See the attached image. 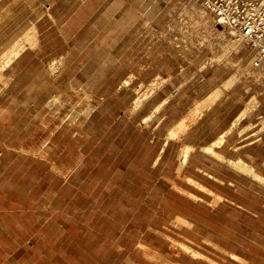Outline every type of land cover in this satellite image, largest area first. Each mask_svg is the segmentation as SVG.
Listing matches in <instances>:
<instances>
[{"label": "rangeland", "instance_id": "obj_1", "mask_svg": "<svg viewBox=\"0 0 264 264\" xmlns=\"http://www.w3.org/2000/svg\"><path fill=\"white\" fill-rule=\"evenodd\" d=\"M53 2L0 0V264L201 256L174 199L153 187L145 126L158 110L144 118L156 90L197 72L211 87L246 82L264 104V65L199 0H127L96 29L77 0Z\"/></svg>", "mask_w": 264, "mask_h": 264}, {"label": "crops", "instance_id": "obj_2", "mask_svg": "<svg viewBox=\"0 0 264 264\" xmlns=\"http://www.w3.org/2000/svg\"><path fill=\"white\" fill-rule=\"evenodd\" d=\"M77 1L79 12L95 14L94 29L99 22L104 27L114 23L127 3ZM210 76L197 72L195 81L187 84L162 85L152 95L156 105L144 118L158 110L159 120L145 126L154 135L150 167L158 176L153 187L165 188L163 197L174 199L179 229H188L185 235L201 247L192 251L201 256H183L173 263L264 264V104L254 86L239 81L226 88L223 78L218 87H211ZM172 106L175 116H170ZM137 253L142 264H167L158 256ZM212 253L221 255L216 259Z\"/></svg>", "mask_w": 264, "mask_h": 264}, {"label": "built area", "instance_id": "obj_3", "mask_svg": "<svg viewBox=\"0 0 264 264\" xmlns=\"http://www.w3.org/2000/svg\"><path fill=\"white\" fill-rule=\"evenodd\" d=\"M213 22L235 33L254 51L252 67L264 64V0H199Z\"/></svg>", "mask_w": 264, "mask_h": 264}, {"label": "bare ground", "instance_id": "obj_4", "mask_svg": "<svg viewBox=\"0 0 264 264\" xmlns=\"http://www.w3.org/2000/svg\"><path fill=\"white\" fill-rule=\"evenodd\" d=\"M31 30H32V29H31ZM22 35H23V34H22ZM229 48H230V47H229ZM231 48H232V47H231ZM224 53H225V52H224ZM227 53H229V52H227ZM225 55H227V54H225ZM225 55H224V56H225ZM138 102H139V100H136V103H137V104H138ZM173 132L175 133V131H173ZM177 132H178V131H176V133H177ZM174 133H173V134H174ZM174 135H177V134H174ZM174 135H173V136H174ZM240 163H241V162L239 161L238 164H240Z\"/></svg>", "mask_w": 264, "mask_h": 264}]
</instances>
